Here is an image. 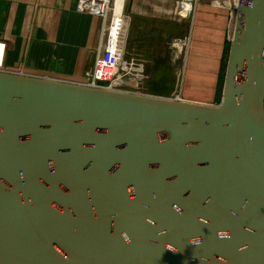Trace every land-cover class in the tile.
I'll return each instance as SVG.
<instances>
[{
	"label": "water",
	"instance_id": "95a60500",
	"mask_svg": "<svg viewBox=\"0 0 264 264\" xmlns=\"http://www.w3.org/2000/svg\"><path fill=\"white\" fill-rule=\"evenodd\" d=\"M247 1L217 104L0 70V264H264V0Z\"/></svg>",
	"mask_w": 264,
	"mask_h": 264
},
{
	"label": "crops",
	"instance_id": "0c3cea01",
	"mask_svg": "<svg viewBox=\"0 0 264 264\" xmlns=\"http://www.w3.org/2000/svg\"><path fill=\"white\" fill-rule=\"evenodd\" d=\"M128 1L112 0V11L118 12ZM175 3L133 0L127 14L128 53L136 60L145 59L148 78H176L178 69L182 78L188 75L209 96L190 95L182 89L183 84L149 89L148 94L217 104L221 100L217 95V78L229 41L231 10L223 0H197L186 19L177 11L173 16ZM99 7L100 3L94 0H0L3 65L42 77L83 79L100 43ZM172 39H185L182 67L173 56L178 52L169 47V42H176Z\"/></svg>",
	"mask_w": 264,
	"mask_h": 264
},
{
	"label": "rangeland",
	"instance_id": "374dc122",
	"mask_svg": "<svg viewBox=\"0 0 264 264\" xmlns=\"http://www.w3.org/2000/svg\"><path fill=\"white\" fill-rule=\"evenodd\" d=\"M176 1V0H175ZM176 3L174 4V13L173 16L176 13ZM128 8L127 6H123L120 8L118 12L113 11L112 14V21L117 22V26L119 29V36H117L116 42H111V43H106L105 44V49H103V59H111V63H113V66L115 67V76H114V81L116 85L120 88H124L127 90L131 91H138V92H146L148 93L149 89H157V88H171L174 87L175 85L179 87L182 85V89L184 91H188V94L190 95H195V96H203L207 95L209 96L208 93H206L205 90L202 91L201 84L197 83L194 79H190L189 76H185L182 78L180 71L177 73L178 75L176 78L174 77H163V78H157V77H151L148 78L146 76L145 72V59L142 57V60H136L132 54L128 53L127 49V44H128V25L129 20L127 17L128 14ZM188 16H186L187 19ZM110 18V14H109ZM107 32V31H105ZM176 40V39H172ZM229 42L231 43V40L229 39ZM229 45L225 49V55H224V77H225V72H226V67H227V60H228V54H229ZM169 47L173 48L177 53H175V57H177V65L180 63V66L182 67L183 61L180 62V59L183 60L184 52H185V39L183 40H176V42H169ZM181 56H180V55ZM106 55V57H105ZM179 57V58H178ZM163 65H166V63H163ZM176 65V66H177ZM176 66L174 69H176ZM179 66V67H180ZM180 69V68H179ZM170 72H168L169 74ZM189 74V73H188ZM191 74H193L191 72ZM223 82L220 83L219 86V93L222 95V88H223ZM181 89V90H182ZM179 91V89H178ZM186 93V92H185Z\"/></svg>",
	"mask_w": 264,
	"mask_h": 264
},
{
	"label": "built area",
	"instance_id": "2783aa9c",
	"mask_svg": "<svg viewBox=\"0 0 264 264\" xmlns=\"http://www.w3.org/2000/svg\"><path fill=\"white\" fill-rule=\"evenodd\" d=\"M100 3L99 7V15L101 16L102 28H101V38L99 46L96 50L92 65L84 72V78L79 81H74L83 85L92 86V87H100L112 90H123V91H131L124 88H120L116 85L114 81L115 76V67L113 63H111V59H103V49H105V44L116 42V37L119 36V29L117 22L112 21V14L115 4L112 0H94ZM197 0H176V11L179 15L186 17L191 11L194 9ZM229 6L232 16H231V29L229 34V39L232 37L233 27L235 18L238 15V4L243 3L247 4V0H223ZM110 14V18H109ZM106 29L108 31L106 35ZM3 43L1 50V62H0V70L14 72L19 74L31 75L23 71L22 69H10L3 65V56L5 50V43L0 39ZM106 57V55H105ZM38 76V75H34ZM138 92V91H131ZM178 97V96H176ZM180 98V97H179Z\"/></svg>",
	"mask_w": 264,
	"mask_h": 264
},
{
	"label": "trees",
	"instance_id": "16d2710c",
	"mask_svg": "<svg viewBox=\"0 0 264 264\" xmlns=\"http://www.w3.org/2000/svg\"><path fill=\"white\" fill-rule=\"evenodd\" d=\"M229 41H227L226 47L229 45ZM224 71H225V67H224V63L221 64V68L219 70V74H218V78H217V95L219 96V86L220 83L222 82V80L224 79ZM221 96V95H220ZM217 100H220V98L218 97Z\"/></svg>",
	"mask_w": 264,
	"mask_h": 264
},
{
	"label": "bare ground",
	"instance_id": "6f19581e",
	"mask_svg": "<svg viewBox=\"0 0 264 264\" xmlns=\"http://www.w3.org/2000/svg\"><path fill=\"white\" fill-rule=\"evenodd\" d=\"M1 45H3V43L0 41V46H1ZM1 57H2V56H1V54H0V62H1Z\"/></svg>",
	"mask_w": 264,
	"mask_h": 264
}]
</instances>
